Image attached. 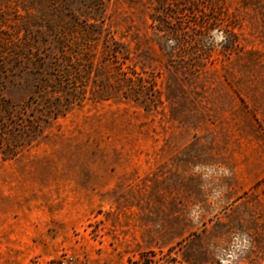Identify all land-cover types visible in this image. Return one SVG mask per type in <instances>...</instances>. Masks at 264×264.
I'll list each match as a JSON object with an SVG mask.
<instances>
[{
  "label": "rangeland",
  "instance_id": "rangeland-1",
  "mask_svg": "<svg viewBox=\"0 0 264 264\" xmlns=\"http://www.w3.org/2000/svg\"><path fill=\"white\" fill-rule=\"evenodd\" d=\"M264 264V0H0V264Z\"/></svg>",
  "mask_w": 264,
  "mask_h": 264
},
{
  "label": "built area",
  "instance_id": "built-area-1",
  "mask_svg": "<svg viewBox=\"0 0 264 264\" xmlns=\"http://www.w3.org/2000/svg\"><path fill=\"white\" fill-rule=\"evenodd\" d=\"M54 264H75V263L73 262V260L71 258L64 257V258H61L60 260H58Z\"/></svg>",
  "mask_w": 264,
  "mask_h": 264
}]
</instances>
